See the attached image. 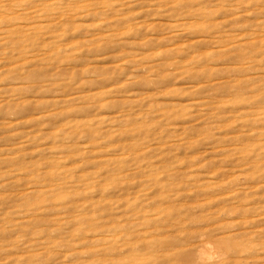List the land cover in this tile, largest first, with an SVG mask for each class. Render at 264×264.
<instances>
[{"label":"rangeland","instance_id":"374dc122","mask_svg":"<svg viewBox=\"0 0 264 264\" xmlns=\"http://www.w3.org/2000/svg\"><path fill=\"white\" fill-rule=\"evenodd\" d=\"M0 264H264V0H0Z\"/></svg>","mask_w":264,"mask_h":264}]
</instances>
